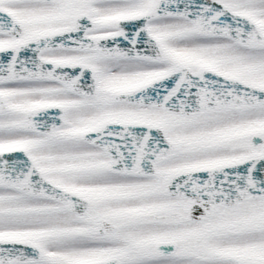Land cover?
Here are the masks:
<instances>
[{"label":"snow or ice","instance_id":"obj_1","mask_svg":"<svg viewBox=\"0 0 264 264\" xmlns=\"http://www.w3.org/2000/svg\"><path fill=\"white\" fill-rule=\"evenodd\" d=\"M0 264H264V0H0Z\"/></svg>","mask_w":264,"mask_h":264}]
</instances>
